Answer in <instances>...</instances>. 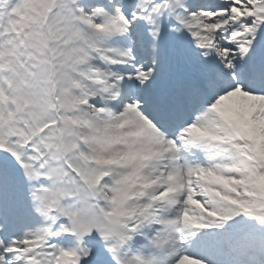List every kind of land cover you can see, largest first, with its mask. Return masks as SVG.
Returning a JSON list of instances; mask_svg holds the SVG:
<instances>
[{
	"label": "snow or ice",
	"instance_id": "snow-or-ice-1",
	"mask_svg": "<svg viewBox=\"0 0 264 264\" xmlns=\"http://www.w3.org/2000/svg\"><path fill=\"white\" fill-rule=\"evenodd\" d=\"M0 264H264V0H0Z\"/></svg>",
	"mask_w": 264,
	"mask_h": 264
}]
</instances>
